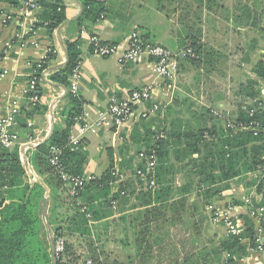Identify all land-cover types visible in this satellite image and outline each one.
<instances>
[{
    "label": "crops",
    "instance_id": "1",
    "mask_svg": "<svg viewBox=\"0 0 264 264\" xmlns=\"http://www.w3.org/2000/svg\"><path fill=\"white\" fill-rule=\"evenodd\" d=\"M21 1L0 0V73L6 71L0 81V120L7 116L11 106L17 108L10 132L18 137L16 146L19 147V156L22 146L36 145L44 140L52 121L54 127H65V117L60 114L68 103L70 79L67 77L66 87L52 82L49 78L61 69L56 67L65 62V51L68 55L66 44H76L77 60L80 63L78 91L73 97L82 102L81 113L74 119L69 135L79 140L78 150L85 157L82 177L88 182L101 177L109 169L114 173V177L116 174L117 176L125 174L123 182L118 181L116 177L110 185L113 193L118 191L117 185L120 183L126 193L134 191V196L141 190L131 173L134 167L140 165L137 157L144 150V143L140 141L139 135H143L144 125H149L148 129L156 132L160 119L163 126H168V129H173L172 124L176 122L186 125L189 129L200 127L211 131L210 127L218 128L221 123L224 124L214 112L226 121L234 123L240 110L260 99V95L252 96L260 91L261 87V78L257 75L256 66L263 62L264 0H103L107 8L104 18L95 23L85 19L81 25H77V20L80 17L82 0H62L66 24L61 30L58 28L64 22L51 36L47 34L45 26L38 27L32 34L24 37L23 43L15 37L22 29ZM8 15L12 16V20L5 22L4 17ZM134 32L146 42L165 46L170 50H180L195 43L199 53L194 61L184 60L179 63L175 83L163 82L156 78L153 61L150 58L143 57L137 63L119 61L127 47L129 36ZM92 37L98 38L103 44L117 47L119 52L107 58L94 56L90 46ZM49 51H52L54 59L46 64L47 68L40 74L38 81L42 90L39 106L47 110L41 113L31 106L25 92L35 64L43 60ZM50 68L52 70L48 72ZM143 86L151 88V101L144 106L135 107L134 117L130 121L119 127L94 130L93 123L99 113L108 107L113 97L125 99L131 91ZM63 87L67 93L55 103L57 98L62 96ZM154 103L163 106L164 117H157L158 113L148 114L145 120L141 117L146 115L142 114L144 109L150 108ZM84 123L91 129L80 134L79 128ZM23 124L27 126L26 129L22 127ZM14 147L7 150L11 151ZM3 149L0 145V153ZM29 150L31 149H25V157ZM20 160L22 162L21 156ZM184 164L186 165L185 162L180 165ZM26 169L32 173L28 174ZM24 170L28 183L35 182L43 186L29 163ZM189 179L182 167L175 175L172 187L182 188ZM235 179L230 182L229 189L212 199L209 205H205L204 200L195 193L185 195L187 198L185 211L176 212L174 215L167 213L163 221H159L163 226L160 225L161 230L154 232L157 234L162 232L165 241L163 244L159 243L157 248L161 251L175 250L181 255L179 260L171 264H203L202 253L215 251L226 237V231L224 232L221 224L214 223V215L226 212L233 224L243 230L245 217L249 216L246 199L251 201L249 203L251 205L254 199L257 206L264 209L263 196L259 194L258 197L254 193L259 180L250 187L244 185L237 187L233 184ZM43 187L45 201L44 204L41 202L40 212L42 209L47 212L48 226L43 223L47 240L53 238V231L49 225L51 217L56 224L63 227L65 237L74 236L78 241H83L84 238L74 232V214L75 206L83 205L84 199L73 200L66 188L61 185L57 191L58 209L52 214L49 212V201L46 204L49 191ZM181 198L182 195L176 193L170 202ZM128 200L126 204L115 202V208H99L100 213L107 215L111 213L109 217L100 221L95 222L86 216L92 236L101 232L104 225L108 227L105 232L110 233L112 227H122L120 220L123 222L125 220L126 223L129 218L135 220L136 212L141 209H130V205L136 204V201L134 197ZM190 222L195 223V228L200 230L196 232V239L199 237L201 241L196 242L195 246L188 250L184 238L188 235ZM155 224L152 225L153 228ZM253 224L256 234L259 224L256 221ZM134 226L133 223L131 227ZM125 228L123 231L129 230L128 227ZM175 234L179 236L180 242L170 240ZM204 236L209 237V243L206 245L203 244ZM259 238L263 251L248 248L246 254L240 259H235L234 263L264 264V229ZM64 241L69 244L68 239ZM107 244L112 245L109 242ZM151 248L156 249L154 244ZM219 256L221 260L215 264H223L230 258L228 253H221ZM190 259L192 260L189 261Z\"/></svg>",
    "mask_w": 264,
    "mask_h": 264
},
{
    "label": "trees",
    "instance_id": "2",
    "mask_svg": "<svg viewBox=\"0 0 264 264\" xmlns=\"http://www.w3.org/2000/svg\"><path fill=\"white\" fill-rule=\"evenodd\" d=\"M81 3L83 13L77 20V25H81L85 19L95 23L103 19L107 12L106 2L103 0H82ZM37 18L40 22L35 25V29L46 23L47 34L51 36L53 31L66 21L65 6L62 0H40V11ZM189 46L198 55V46L195 43ZM66 47L67 65L52 74L49 79L68 87L67 77L78 62V51L74 43L66 44ZM52 59H54L53 53L49 51L46 57L38 62L41 66L36 75L38 78L40 72L47 68L46 64ZM256 67L257 75L263 81L264 62H259ZM37 91L41 97L42 90L38 81ZM256 95H260L259 90L252 97ZM67 101L66 108L60 114L65 117V127L55 126L51 138L37 148L29 150L27 155L32 170L49 191L46 204L49 201V212L52 214L58 209L57 191L62 183L49 165L50 148H63L61 162L67 172L72 175L82 176V165L85 160L78 148L71 151L66 147L69 130L74 119L81 113L82 106V102L69 93ZM250 107L240 110L234 123L248 121L246 111L250 110ZM33 108L41 113L47 111L46 108L40 107L39 103ZM254 118L264 121V113L261 115L256 113ZM22 127L26 129L27 126L23 124ZM212 130L198 127L195 131L169 129L167 132L162 128H158L156 132L145 131V136L142 137L143 151L147 155L156 157L154 178L157 188L154 190L141 188L140 192L134 196L136 204L130 205V209H141L136 212L135 220L129 221L130 226L133 223L135 225L132 228L135 238L133 241L135 257L146 258L151 255L152 232H154L152 225L159 219L165 218L167 213L174 215L176 212L185 211L187 205L185 195L195 193L204 200L205 205H209L212 199L219 197L222 192L229 189V184L234 178L255 172L263 165L264 133L254 136L250 131L227 129L225 122L217 129L213 126ZM158 132L165 135L155 140ZM193 155H197V158L193 159ZM184 162L186 165L181 166L180 164ZM188 165L196 167L194 171L191 170L194 178H190L182 188L174 189L172 183L175 175L180 168ZM139 166L144 168V164ZM27 180L28 177L19 156V147L15 146L11 151L3 149L0 153V264H52L50 244L40 218L41 200L45 196V190L41 184L35 182L30 184ZM115 180L114 173L109 169L101 177L85 182L83 190L73 198V200L84 199L83 205L75 206L74 214V232L83 237L84 241L91 242L90 237L92 236L87 225V215L95 222L107 218L111 213L108 215L100 213L99 208L111 209V203L118 201L126 204L129 202V195L134 194L132 191L128 196L121 195L124 191L122 186L116 193H113L110 185ZM256 191L264 198V178L258 183ZM176 193L182 195V198L170 202ZM244 223L245 227L239 236H226L215 251L208 253L205 251L202 255L203 264L211 263L212 258L218 257L219 259L221 253L229 254L227 264H236L235 259H240L245 255L248 248L257 249L254 224L248 217H245ZM49 225L53 231L54 240L64 236L63 227L56 224L54 218H49ZM261 226L264 229V219ZM89 245L91 246L92 243ZM70 250V244L65 243L64 253L56 259V264H72ZM90 257L89 259H92L95 264H100L99 257L92 250Z\"/></svg>",
    "mask_w": 264,
    "mask_h": 264
},
{
    "label": "built area",
    "instance_id": "3",
    "mask_svg": "<svg viewBox=\"0 0 264 264\" xmlns=\"http://www.w3.org/2000/svg\"><path fill=\"white\" fill-rule=\"evenodd\" d=\"M39 11L40 0L21 1L20 16L22 21L20 22V26H22V29L15 35L19 42L23 43L24 37L28 34H32L35 31V25L40 22L37 18V14ZM11 20L12 16L10 15L4 17L5 22ZM43 26H46V23L43 24ZM90 46L92 54L100 58L111 57L119 52V49L117 47L103 44L96 37H92L90 39ZM262 55L264 62V51ZM143 57L152 59L156 78L163 82L173 80L177 72L178 65L181 61L195 60L197 58L196 53L189 45L178 51H171L163 46L146 42L137 32H134L129 36L127 47L122 53L119 61L121 63H137ZM34 67L35 68H33L29 86L25 92L31 106L38 104L41 99L37 91V81H39L40 77L38 78L36 76L37 71L41 66L39 63H37ZM42 72L43 71H41L40 74ZM5 74L6 71L0 73V81L3 79ZM79 78L80 63L77 62L69 75L70 86L68 88V92L72 96L77 95V84L79 82ZM260 85V99L256 100L253 105H250V110L246 111L249 122L246 121L244 123H230L229 121H226V119H224L222 116L214 114L226 123L227 129L250 131L254 136H258L259 134L264 133V121L255 120L254 118L256 113L258 115L264 113V80L260 81ZM151 98V88L147 86H143L131 91L129 96L125 99L119 100L113 97L110 100L108 107L103 112L99 113L97 120L93 123L94 130L110 129L125 124L134 117V108L144 106L151 101ZM157 109L158 105L153 104L151 112L157 111ZM16 114L17 108L15 106H11L7 116L0 120V145L4 149H10L18 144V137L10 132V129L14 125ZM251 118H254V120L250 121ZM90 129L91 127L88 124L84 123V125L79 128V133L83 134ZM164 135L165 134H163L162 132H158L155 140L163 138ZM78 145L79 140L75 136L69 135L66 147L70 148V150L73 151L77 150ZM62 154L63 148L51 147L49 150V165L55 172L63 187L66 188L69 196L75 198L83 190L86 180L82 176H75L67 172L66 167L61 162ZM137 159L140 161V164H144V168H141L140 166L134 167L132 170V175L138 181L140 188H142L143 190L156 189L157 187L154 178L156 157L154 155H147L145 151H142L138 154ZM262 160L263 165H261L257 170L260 175L258 176L260 180L264 178V158ZM116 177H118V181H122L125 177V174H120L118 176L116 174L115 178ZM249 203L250 200L246 199V204L249 207V216L259 224L256 229L257 233L255 234V243L257 245V250L263 251L259 235H261L263 231L261 222H263L264 219V209L257 205L256 207H250ZM115 205V202L111 203L112 208H115ZM87 218L89 219L90 216L87 215ZM213 221L214 223L222 224V226L225 228L226 236H239L242 232L240 228L233 224V222L231 221V217L226 212L214 215ZM53 242L55 258H59L64 253L65 241L63 238L58 237ZM81 264H92V262L87 259ZM223 264H227V262H224Z\"/></svg>",
    "mask_w": 264,
    "mask_h": 264
},
{
    "label": "rangeland",
    "instance_id": "4",
    "mask_svg": "<svg viewBox=\"0 0 264 264\" xmlns=\"http://www.w3.org/2000/svg\"><path fill=\"white\" fill-rule=\"evenodd\" d=\"M163 47H165V46H163ZM171 51H178V49L177 50H171ZM262 57H263V55H262ZM176 77H177V74H175L173 80H170L168 82L175 83L176 82ZM154 104L158 105L157 111L151 112L152 105H153L152 104V105H150V108H148L146 110L144 109L142 114H146V115H141V117L145 118V120H146V117L149 116L148 114H151V115L153 114L154 115V114L158 113L156 116L160 117V118H163L164 117V115H163V113H164L163 106L161 104H158V103H154ZM214 114H217V113L214 112ZM153 120L155 121V119H153ZM160 121L161 120L159 119L158 128H162V130L168 132L170 128L168 129V126H166V127L163 126V124ZM144 126H145V129H144L143 135L139 136L141 142L143 140L142 137L145 136V133H146L145 131H149L150 130V129H148V128H150L149 125L148 126L144 125ZM221 126H223L222 123H221ZM172 127H173L172 131L173 130L174 131L189 130V128L186 127V125H183L181 123H176V122L172 124ZM210 128H211V130L213 129V127H210ZM190 130L195 131L196 128L193 127ZM192 158L196 159L197 155H193ZM26 159H27V157H26ZM23 165L24 164H23V161H22V166ZM24 168H26V166ZM128 168H130V167H128ZM194 168H196V167H194L193 165L191 167H190V165L184 167L186 174H188V176L191 179L194 178V175L192 174V171L195 170ZM26 171L28 172V174H29V172H31L30 170L28 171L27 169H26ZM130 171H131V169H130ZM248 174H250V176H248ZM131 175H132V173H131ZM246 175H241L239 177H236V179L234 178L235 179L234 182H233L234 186L238 187V185H244V187H246V186L250 187L251 184H254L258 180L260 181V178L258 177L260 175L257 172V170L255 172L247 173ZM117 186H118V189H119L120 186H122L124 188L122 183L118 184ZM123 190H125V189H123ZM135 190H136V188H135ZM130 192H132V191H129L127 193L125 191H122V193L125 194L124 196L129 195ZM254 193L257 194L258 197H260V195H261V194L259 195L255 190H254ZM134 194H135V192H134ZM134 194H130L128 199L132 200V198L134 197ZM256 202L257 201H255L253 199L252 200V205L250 204L249 206L250 207H256V205H257ZM44 211L45 210L42 209V211L40 212V217H41L43 223H44V219H43L41 213L44 212ZM263 217H264V213H263ZM248 218L252 222L255 221L250 216H248ZM130 220L131 219L129 218V221ZM160 220L163 221L162 219H159L157 221L159 223V225H157L158 224L157 222L155 224L156 226H158V227L155 226L156 228L154 227V231H156V232L160 231L161 230L160 227L163 226L162 223L159 222ZM119 222H120V224L122 222V227L121 226L118 227V228L112 227L110 233L105 232L108 227L104 225V227L101 228V230H102L101 232H97L96 234H93V236L90 237L91 242H89L88 240H85V241L84 240L83 241L80 240V241H78L77 237L75 238L74 236H69V237L68 236L67 237L63 236V238L65 240H67V239L69 240V244L71 246V250L69 251V253H71L70 258L73 259V263L72 264H81V262H84L87 259L91 258L90 257L91 250L94 251L96 253V255L99 257L100 264H171L174 261H177V260H179L181 258L180 253L179 254L176 253L175 250L161 251V250H159L157 248V245H159V243L163 244V241H165V239H164V237L162 235V232L159 233V234H157L156 232H152L153 233L152 243L155 245L156 249H152L151 248V253H150L151 255L149 257H146V258H135V252H134L135 247H134V243H133V241L135 239L134 238V230L132 231V227L129 224H127L128 222L126 223L125 220H124V222L121 221V220ZM125 224H127V227L129 229L127 231L126 230L123 231V228L126 227ZM136 224H138V223H136ZM220 224L221 223H216V225H220ZM195 225H196L195 223L190 222V226H189L188 232H187L188 235L184 238V240H185V242L187 244L188 250L190 248H193L195 246L196 242L199 243L201 241V240H199L200 239L199 237H198V239H196V232L197 231L199 232L200 230L196 229ZM221 226H222V224H221ZM127 227L125 229H127ZM209 228H211V226ZM223 229H225V228L223 227ZM224 232H225V230H224ZM208 238L209 237L204 236L203 244L206 245L207 243H209L208 242ZM170 240L172 242H180L181 241L179 236L176 235V234ZM182 240H183V238H182ZM108 242H109V244H112V245H108L107 244ZM90 243H92L91 246L89 245ZM116 243H117V245H116ZM209 247H211V244L209 245ZM90 248H91V250H90ZM210 252H212V251H210ZM204 253L205 252H203L202 255ZM210 255L212 256V254H210ZM211 256H209V257H211ZM89 260L92 262V264H95L92 259H89ZM191 260L192 259H190L189 261H191ZM220 260H221L220 256H219V259H218V257L212 258V262L209 263V264L219 263ZM202 261H203V258H202Z\"/></svg>",
    "mask_w": 264,
    "mask_h": 264
},
{
    "label": "water",
    "instance_id": "5",
    "mask_svg": "<svg viewBox=\"0 0 264 264\" xmlns=\"http://www.w3.org/2000/svg\"><path fill=\"white\" fill-rule=\"evenodd\" d=\"M82 13H83V8H82V5H80L79 16H81ZM65 24H66V22H64V23L58 28V30L60 31L61 28H62ZM67 63H68V55H67V52L65 51V62H64L63 64H61V65H58L56 68H62V67H64V66H66ZM51 70H52V68H50V69L48 70V72L51 71ZM63 89H64V90H63L64 92H63L62 96H61L60 98H57V100L55 101V103H56V102H59L62 98L65 97V95H66V93H67V92H66L67 90H66L64 87H63ZM55 103H54V104H55ZM51 108H52V107H51ZM51 108H50V111H51ZM53 129H54V123H53V121H52V122H51V125H50L49 133H48V135L44 138V140H43L42 142H40V143H38V144H36V145L26 144V145L22 146L21 151H20V156H21V159H22V161H23V163H24L25 166L28 165V163H27V159H26L25 154H24L25 149H27V148H29V149H35V148H37L39 145H41V144L47 142V141L51 138V136H52V134H53ZM44 201H45V197L42 198L41 202L44 204ZM42 217H43V219H44V224H45V226L47 227L48 225H47V212H46V211H44V212L42 213ZM49 242H50V255H51V262H52V264H56V258H55V253H54V245H53L54 242H53V239L50 238Z\"/></svg>",
    "mask_w": 264,
    "mask_h": 264
}]
</instances>
